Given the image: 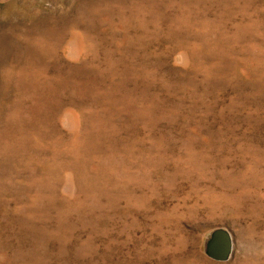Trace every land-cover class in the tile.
<instances>
[{
	"label": "rangeland",
	"instance_id": "374dc122",
	"mask_svg": "<svg viewBox=\"0 0 264 264\" xmlns=\"http://www.w3.org/2000/svg\"><path fill=\"white\" fill-rule=\"evenodd\" d=\"M0 264H264V0H0Z\"/></svg>",
	"mask_w": 264,
	"mask_h": 264
},
{
	"label": "water",
	"instance_id": "95a60500",
	"mask_svg": "<svg viewBox=\"0 0 264 264\" xmlns=\"http://www.w3.org/2000/svg\"><path fill=\"white\" fill-rule=\"evenodd\" d=\"M205 255L215 262L227 261L233 251V240L230 232L224 228L214 229L206 243Z\"/></svg>",
	"mask_w": 264,
	"mask_h": 264
}]
</instances>
